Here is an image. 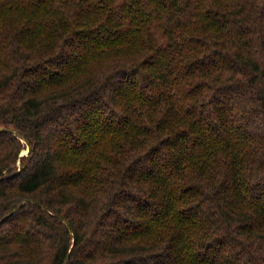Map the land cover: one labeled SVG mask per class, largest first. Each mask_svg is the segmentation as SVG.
<instances>
[{
    "label": "trees",
    "instance_id": "1",
    "mask_svg": "<svg viewBox=\"0 0 264 264\" xmlns=\"http://www.w3.org/2000/svg\"><path fill=\"white\" fill-rule=\"evenodd\" d=\"M0 264H264V0H0Z\"/></svg>",
    "mask_w": 264,
    "mask_h": 264
},
{
    "label": "rangeland",
    "instance_id": "2",
    "mask_svg": "<svg viewBox=\"0 0 264 264\" xmlns=\"http://www.w3.org/2000/svg\"><path fill=\"white\" fill-rule=\"evenodd\" d=\"M24 143V146L26 145L25 144V142H23ZM26 150V151H25ZM27 150H28V147H24L22 150H21V152H20V155H25L26 153H27ZM23 151H25V152H23ZM16 167L18 168L17 169V171L19 170V168H20V161H17V163H16Z\"/></svg>",
    "mask_w": 264,
    "mask_h": 264
},
{
    "label": "bare ground",
    "instance_id": "3",
    "mask_svg": "<svg viewBox=\"0 0 264 264\" xmlns=\"http://www.w3.org/2000/svg\"><path fill=\"white\" fill-rule=\"evenodd\" d=\"M26 151V150H25ZM25 151H23V152H25Z\"/></svg>",
    "mask_w": 264,
    "mask_h": 264
},
{
    "label": "water",
    "instance_id": "4",
    "mask_svg": "<svg viewBox=\"0 0 264 264\" xmlns=\"http://www.w3.org/2000/svg\"><path fill=\"white\" fill-rule=\"evenodd\" d=\"M27 152H28V150H27ZM27 154V153H26Z\"/></svg>",
    "mask_w": 264,
    "mask_h": 264
}]
</instances>
